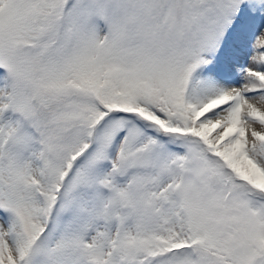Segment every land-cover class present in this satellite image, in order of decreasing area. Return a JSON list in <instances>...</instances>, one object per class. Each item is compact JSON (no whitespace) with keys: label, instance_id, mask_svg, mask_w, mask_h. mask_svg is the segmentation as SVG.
<instances>
[{"label":"snow or ice","instance_id":"obj_1","mask_svg":"<svg viewBox=\"0 0 264 264\" xmlns=\"http://www.w3.org/2000/svg\"><path fill=\"white\" fill-rule=\"evenodd\" d=\"M0 264H264V0H0Z\"/></svg>","mask_w":264,"mask_h":264}]
</instances>
